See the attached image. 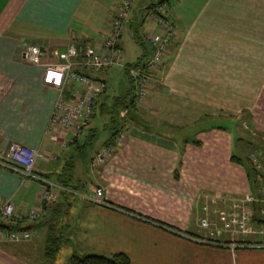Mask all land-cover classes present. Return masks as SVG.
Returning a JSON list of instances; mask_svg holds the SVG:
<instances>
[{
	"label": "crops",
	"instance_id": "crops-1",
	"mask_svg": "<svg viewBox=\"0 0 264 264\" xmlns=\"http://www.w3.org/2000/svg\"><path fill=\"white\" fill-rule=\"evenodd\" d=\"M161 1L137 6L138 0L124 27L133 29L137 20L145 28V42L138 37L144 62L152 55L148 36L159 32L148 14ZM121 3L0 0V198L14 204L20 216L41 206L44 187L6 166L9 146L19 143L40 149L46 157L37 162L35 174L52 182L69 163L64 157L72 156L67 152L74 148L71 143L63 148L45 136L59 91L43 84L44 68L59 64L56 53L66 51L70 44L100 48ZM169 19L176 36L167 60L148 87V99L133 113L120 114L126 131L124 143L110 149L104 163L93 165L105 148L86 157L85 141L92 140L93 129L99 132L103 127L108 134L100 139L103 147L111 137L109 126L96 120L99 111L105 115L113 105L107 90L89 127L78 138L80 155L75 159L73 183L78 191L47 206V218L25 221L24 227H34L29 240L0 241V264L43 260L50 213L56 211L67 213L59 215L58 226L80 255L125 253L131 264H264V250L247 247L233 251L228 234L209 239L201 226L203 219L216 218L214 212L229 210L231 201L221 199L234 200L250 192L246 170L231 161L236 155L235 136L215 125L217 110L215 117L214 108L210 112L202 109L212 107L216 84L211 75L221 73L209 67L217 53L205 48L219 42L221 35L235 32L230 29L235 25L243 26L245 32L252 26L264 27V0H172ZM122 38L123 32L120 41ZM28 46H37L44 53L40 66L25 60ZM80 71L105 82L104 76H109L107 70ZM115 87L118 85L111 88ZM94 139L93 145L99 133ZM97 188L103 190V204L91 200Z\"/></svg>",
	"mask_w": 264,
	"mask_h": 264
},
{
	"label": "built area",
	"instance_id": "built-area-1",
	"mask_svg": "<svg viewBox=\"0 0 264 264\" xmlns=\"http://www.w3.org/2000/svg\"><path fill=\"white\" fill-rule=\"evenodd\" d=\"M138 0H122L121 6L112 19L107 34L100 48L84 45L77 47L70 44L66 51L56 53L59 64L49 65L44 68L42 82L44 85L56 88L59 97L52 111L45 136L57 142L63 148L73 143L75 138L82 135L89 126L96 103L105 94L107 83L87 73H99L115 65L122 66L129 72L135 87V107H140L145 100L147 90L155 74L167 60L169 50L176 36V29L169 19L170 3L172 0H162L156 8L152 9L148 18L158 26L159 32L148 36L152 46L151 57L140 67H128L121 63L123 49L119 41L123 29L129 21L131 12ZM44 53L37 46H28L24 51L25 60L36 66L43 63ZM69 86V90L67 88ZM66 93H69L67 97ZM124 134L118 138L121 144ZM99 153L93 160V165L104 163L109 150ZM46 155L36 148H29L19 143H12L6 154V166L21 174L24 178H32L44 185L41 193V206L31 209L26 216H20L16 207L9 201L0 198V216L8 222H35L47 215V206L58 201V190H66L54 182L39 178L35 174L37 162L45 159ZM253 167L264 177V155L256 152L249 156ZM72 193V192H71ZM76 193V192H74ZM103 193L97 188L93 194L94 202L103 204L100 197ZM86 195V193H85ZM261 199L251 192L238 199L223 198L224 203L231 201L227 212H214V219H203L201 226L207 230L208 238L212 239L222 234L230 237V247L234 251L239 248H253L264 250V187L261 190ZM258 202V216L255 203ZM206 209V208H205ZM31 238V231H17L0 229V241L20 243Z\"/></svg>",
	"mask_w": 264,
	"mask_h": 264
},
{
	"label": "rangeland",
	"instance_id": "rangeland-1",
	"mask_svg": "<svg viewBox=\"0 0 264 264\" xmlns=\"http://www.w3.org/2000/svg\"><path fill=\"white\" fill-rule=\"evenodd\" d=\"M149 1L139 0L137 6L142 3H149ZM151 1L155 3L158 0ZM133 26V29L130 25L124 29L123 38L120 41L123 49L121 63L124 65L136 64L142 59L141 55L144 53L143 45L138 37L145 42V28L137 20L134 21ZM230 29H234L235 32L231 30L230 35L228 33H225V36L221 35L219 42L211 43L209 48H205V50H214L217 53V58L210 60L212 63L209 62V67L212 70L217 69L221 73L218 76L211 75L216 84L214 91H212L214 94L212 97L213 104H210L212 107H205L204 105L205 108L202 107V109L205 112H210L214 108L215 117L217 110L219 121L215 125L225 127L226 131H230L235 136L234 154L246 160L247 157L256 152H261L264 155V27L252 26L249 32H245L243 26L235 25ZM146 47H148L147 44ZM201 49L203 48L201 47ZM107 71H109V76H104L109 86V89L107 86V90H109L108 94L111 100L114 101L115 95L117 96L127 90L130 82L128 76H125L124 70L118 65L107 69ZM112 71L113 73L116 72L114 76L110 75ZM114 85H118V87L111 88ZM134 93L136 92L134 91ZM148 97L149 95L146 94L144 101ZM203 102L205 104L206 100L204 99ZM142 109L144 108H141V111ZM110 117V115L100 114L99 111L96 120L103 124H109ZM118 119L121 120L120 116ZM98 133L99 140L97 139L93 146L86 149V157H90L93 150L105 148L100 139L104 134L107 136L108 134L103 131V127ZM123 133L125 135L126 131ZM124 141L125 136L121 144ZM221 143L224 148L227 147L222 139ZM88 162L90 163V161ZM86 193L90 192L86 191ZM59 228L62 229V226ZM67 245L68 242L62 248L54 264H69V260L75 252ZM35 264L48 263L44 257L43 260H37Z\"/></svg>",
	"mask_w": 264,
	"mask_h": 264
},
{
	"label": "trees",
	"instance_id": "trees-1",
	"mask_svg": "<svg viewBox=\"0 0 264 264\" xmlns=\"http://www.w3.org/2000/svg\"><path fill=\"white\" fill-rule=\"evenodd\" d=\"M141 58H140L141 60L139 59L140 61L137 62L136 64H130L127 66L129 68L130 67H135V68L140 67L141 65L144 64V59H146V56H142ZM126 72L128 75L130 85L128 89L124 92L123 96L114 98V104L112 105L111 108H109V110L105 114V115L111 116L110 123L107 125L109 126V130L112 132L109 141L105 145V149L111 146L116 147L118 145L117 143L118 138L121 136V134H124L123 131L125 129V125L122 123V120L118 119L120 116V113L127 112V111H129L130 113H133V111H136L135 106H134V102L136 99L135 93H134L135 87L133 84V80L131 76L129 75V72L128 71ZM95 109L96 107L94 108L92 117L95 113ZM93 132L94 133L92 134L93 136L91 138L92 140L85 141L87 147H90L91 145H93V142L95 141L94 138L98 135V129H93ZM78 138H75L74 142L71 143V146L74 145L73 150L71 149L70 151L67 152V154L70 152L72 156L68 154L69 156L66 155L64 157L65 160H70L69 163L66 166H64L63 172L59 175V178L56 180V182H54L59 187L66 189V190H61V189L58 190L59 197L66 195L68 193H71V192L74 193L78 191L79 189L77 185H73V183L75 182L74 181L75 179L74 178L75 177V174H74L75 159L78 158L80 155L78 153V149H79L78 147L81 142L80 140H78ZM231 161L234 164L244 167V169L247 172V179H248L249 186H250V192L257 197V200L261 199L262 198L261 190L264 187V177L262 180L259 179V176L261 174L253 167L252 163L249 160V157H247V159L244 160L242 157L238 155H234L232 156ZM255 208H256L255 209L256 214L258 216V209H259L258 202L255 203ZM55 213H50L51 219H49V222H48L49 228H48V233H47V238H46L45 248H44V257L48 264H54L56 262L59 253L61 252L64 245L68 242L67 237L61 232L60 228L58 227V223L60 221L59 215L62 217V216H65L67 213L63 212L61 214L60 211H56ZM47 217H48V212H47V215L43 217L42 219H45ZM23 224L24 222L15 223V222L5 221L0 216V229L17 230V231H31L34 229V227L32 226L24 227ZM69 264H131V260L129 256L125 253H115L111 256H105V255H99V254L80 255L78 253H74L69 260Z\"/></svg>",
	"mask_w": 264,
	"mask_h": 264
}]
</instances>
